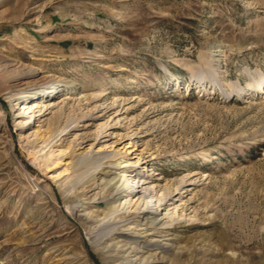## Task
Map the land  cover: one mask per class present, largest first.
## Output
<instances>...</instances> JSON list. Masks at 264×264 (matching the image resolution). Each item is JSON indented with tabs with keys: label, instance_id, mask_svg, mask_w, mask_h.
<instances>
[{
	"label": "rangeland",
	"instance_id": "rangeland-1",
	"mask_svg": "<svg viewBox=\"0 0 264 264\" xmlns=\"http://www.w3.org/2000/svg\"><path fill=\"white\" fill-rule=\"evenodd\" d=\"M259 87L264 0H0V264H125L150 238L167 264H264ZM29 91L51 107L16 127ZM107 151L111 186L166 203L161 236L84 188Z\"/></svg>",
	"mask_w": 264,
	"mask_h": 264
},
{
	"label": "bare ground",
	"instance_id": "bare-ground-1",
	"mask_svg": "<svg viewBox=\"0 0 264 264\" xmlns=\"http://www.w3.org/2000/svg\"><path fill=\"white\" fill-rule=\"evenodd\" d=\"M51 86H47L45 89L38 91V94L41 93L42 95H45L46 93H51L49 90ZM259 93L264 94V89L259 87ZM34 94H37V91H33ZM102 95V94H101ZM100 95V96H101ZM33 96V93L31 91L26 92L24 96L17 97L15 99L16 104L17 102L21 101L22 99H30ZM98 97H91V99L95 100L98 99ZM21 109L22 112L20 113V117L26 118V121L23 123H16V127L23 126L24 128H28L30 125H34L37 122H40V118L43 116L44 112L51 107L48 103L46 104H34L31 101L23 102L21 103ZM54 104H52V107ZM56 106V104H55ZM119 106V105H118ZM37 116V118H36ZM36 118V119H35ZM91 124H87L86 126H82L84 128L89 127ZM79 128V127H78ZM64 134H69V131L64 132ZM82 136V135H81ZM113 136H110V134H103L97 139V143H101L104 141H107V139L111 138ZM80 141L77 143L78 148L77 149H83L86 145V143L89 141L88 138H82L79 139ZM114 156L113 153L110 151H107L105 154L97 155L95 152H91L89 154H84L82 156V161L84 160V166H90V168H93V174L89 176V178L85 181V183H89L84 188H99V191H106V195L102 197L103 201L106 205H112L115 201H117L120 197H123L122 203L127 205L128 212L130 214V217L128 219V222L123 223L121 226L128 228L132 224H134V228L138 226L139 221L145 222L146 230L150 231V234L153 236H161L162 233L166 232L167 228L172 224L170 221L162 222V223H156V221H159L161 219L162 210L165 208L166 203L159 204L156 206H149V198L150 196V189L149 188H143L142 186L147 183L142 179H137V181H131L133 184L129 188L123 187H114V185H110L111 181L114 179V177H109L114 173L113 171V164H110L109 161L111 160L110 157ZM82 163V162H81ZM100 168V169H98ZM131 170V169H130ZM130 170H125V172H131ZM95 173V174H94ZM126 173H122L120 176L121 178ZM98 175V176H96ZM130 175V174H127ZM131 183V184H132ZM148 190H150L148 192ZM95 196V195H94ZM96 199V198H94ZM119 207V206H118ZM111 210V209H109ZM112 210L114 213L118 212L119 209L117 206L112 205ZM91 214V213H90ZM110 215V214H109ZM130 229V227H129ZM126 230V229H125ZM129 234L127 232H124L123 230H118L114 232L113 238L111 240H114L119 237L125 238L127 241L134 242L137 237H139L140 233H134ZM152 236V237H153ZM108 240V239H107ZM150 244L148 242H145L142 247H133V246H126L127 244L122 245V251L125 252L124 259L125 264H167V261L164 256L157 255L156 253L150 254L145 256L144 253L148 251L149 248L154 247L156 250H160L159 253H163L166 250V247L168 244H162L158 240H149ZM105 247V246H104ZM179 253V251L177 252ZM178 255V254H177ZM123 256V255H122ZM129 257V258H127Z\"/></svg>",
	"mask_w": 264,
	"mask_h": 264
}]
</instances>
